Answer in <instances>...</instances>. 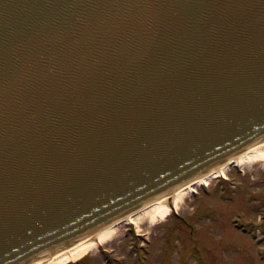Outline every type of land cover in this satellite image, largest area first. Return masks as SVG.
Returning a JSON list of instances; mask_svg holds the SVG:
<instances>
[{"label":"water","instance_id":"1","mask_svg":"<svg viewBox=\"0 0 264 264\" xmlns=\"http://www.w3.org/2000/svg\"><path fill=\"white\" fill-rule=\"evenodd\" d=\"M262 142L264 0H0V264Z\"/></svg>","mask_w":264,"mask_h":264},{"label":"rangeland","instance_id":"2","mask_svg":"<svg viewBox=\"0 0 264 264\" xmlns=\"http://www.w3.org/2000/svg\"><path fill=\"white\" fill-rule=\"evenodd\" d=\"M237 165L240 173L230 171L237 183L229 190L231 200L219 197L211 177L205 180L210 182L208 195H194L190 190L199 189L188 186L174 208L145 212L139 224L121 223L112 236L62 264H109L98 253L102 245L106 251L111 248L115 264H264V155ZM196 203L217 212L195 219ZM181 215L192 228L179 221ZM136 233L145 235L144 241L135 242ZM170 239L171 247L166 248ZM141 242H148L150 249L139 248Z\"/></svg>","mask_w":264,"mask_h":264},{"label":"bare ground","instance_id":"3","mask_svg":"<svg viewBox=\"0 0 264 264\" xmlns=\"http://www.w3.org/2000/svg\"><path fill=\"white\" fill-rule=\"evenodd\" d=\"M264 155V142L246 150L245 152L241 153L240 155L236 156L232 162L236 164H240L241 162L249 161L254 158H258L260 156ZM226 164H223L214 170L210 171L206 175H203L202 177H199L198 180H206L209 176L221 172ZM188 185L185 187H180L175 189L172 192H169L158 199L152 201L148 205L144 206L143 208L128 214L121 219L115 221L114 223L109 224L108 226L100 229L99 231L84 237L80 239L79 241L71 244L70 246L61 249L49 257H45L42 259H39L37 261L31 262L29 264H62L74 256H81L85 251L92 248L95 244H99L100 242L104 241V239L112 236L115 233L116 227L121 223H134L139 224L141 218L143 217V214L145 212H151L156 211L158 213H161L164 208H166L169 205H172L174 208L176 203L180 200V198L183 196L184 190L187 189Z\"/></svg>","mask_w":264,"mask_h":264},{"label":"flooded vegetation","instance_id":"4","mask_svg":"<svg viewBox=\"0 0 264 264\" xmlns=\"http://www.w3.org/2000/svg\"><path fill=\"white\" fill-rule=\"evenodd\" d=\"M230 171H235L236 173H240L239 172L240 171L239 165H237L236 163L230 162L224 167V169L221 172H217V173L209 176L206 180H209V178L212 177L213 178L212 182L214 183L213 186H216V187H212V188H217V189H219L221 191V193L218 194L219 197L231 200L232 196L230 195L229 190L231 188H234V186L236 187L237 183L235 182L236 181V177L234 175H232L231 174L232 172H230ZM260 181L262 183V187L264 188V171L262 172V176H261V180ZM209 184H210V182L207 184V181H205V179L204 180L193 181L190 184V186L196 187L197 189H199V191H196L195 188L191 189L190 191L194 195H196V193L198 192L197 196H199L201 194L208 195L209 193H211L210 192V186H208ZM228 195H229V197H228ZM263 201H264V194H263V197H262V202ZM263 206H264V204H263ZM212 209L207 207L206 205L201 207L198 203H196V208H195V211L193 213V217L195 219L196 218H202L203 216H206L208 213L217 212V210L215 211L214 209L213 210ZM237 211H239V210H237ZM178 218H179V221L185 222L184 223L185 226H189V227L192 228V224L190 222L187 223L183 215L179 216ZM230 220H231V222H233L235 227H238L237 220L235 218L232 217ZM194 236H195V234H194ZM197 237H198V235H197ZM143 238H145V235H143V234L140 235V233H136L135 234V242L139 243V241H141V240L144 241ZM171 241H172L171 239L168 241L166 248L167 247H171V244H170ZM146 246H147V248L150 249V246H148V242L144 243V244L141 242L139 244V248H144ZM107 249L108 248H106L105 246L102 245V247H98V253L100 255H104L105 259H106V262H108L109 264H115V261L111 257L112 256L111 254H113L111 252V248L108 251H106ZM133 250H131V251H133ZM78 264H84V263H78Z\"/></svg>","mask_w":264,"mask_h":264}]
</instances>
